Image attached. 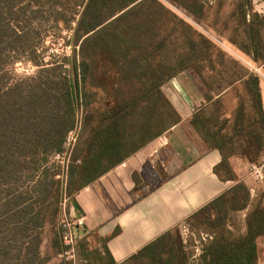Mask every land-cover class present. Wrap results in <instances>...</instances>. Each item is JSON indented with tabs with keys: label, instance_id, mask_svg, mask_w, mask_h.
<instances>
[{
	"label": "trees",
	"instance_id": "obj_1",
	"mask_svg": "<svg viewBox=\"0 0 264 264\" xmlns=\"http://www.w3.org/2000/svg\"><path fill=\"white\" fill-rule=\"evenodd\" d=\"M169 1L198 20L206 18L208 0ZM76 5L75 14V0H0V264H48L59 256L64 196L77 206L79 191L181 122L163 88L186 71L206 88L207 102L240 80L246 95L232 122L220 119L218 100L215 112L208 115L201 107L191 118L207 147L222 155L215 174L235 182L184 221L193 234L209 236L196 262L259 264L264 192L252 199L230 162L234 156L250 164L264 159L259 75L227 59L218 44L161 0H77ZM221 8L219 2L217 19ZM253 11V0H237L228 21L237 22L235 33L240 27L246 35L243 53L264 65V15ZM74 23L72 58L38 65L31 77L15 74L13 63L27 52L40 57L37 40L48 27L71 29ZM230 41L238 44L234 37ZM76 128L77 142L65 166L66 138ZM245 210L246 230L234 234L230 217ZM47 229L50 253L45 254ZM107 240H102L105 255L92 254L103 264H117ZM194 242L195 237L184 240L179 224L122 264H192L188 246ZM87 245L82 236L77 251Z\"/></svg>",
	"mask_w": 264,
	"mask_h": 264
},
{
	"label": "crops",
	"instance_id": "obj_2",
	"mask_svg": "<svg viewBox=\"0 0 264 264\" xmlns=\"http://www.w3.org/2000/svg\"><path fill=\"white\" fill-rule=\"evenodd\" d=\"M253 8L254 13L264 15V0H253ZM228 19L222 22L221 31L226 39L219 42L243 62L235 60L239 66L259 75L264 107V65L243 53L241 45L248 43L246 35L240 27L235 33L237 22ZM247 19L249 22L251 13ZM225 23L230 24V32ZM260 32L264 39V26ZM231 37L238 44L231 42ZM195 83L184 72L166 84L164 92L180 114L181 122L79 191L74 197L77 206L70 201V216L82 222L79 238L86 236L88 241L86 249L76 250V264H86L88 259L93 264H103L92 253L97 250L101 256L105 255L102 241L105 239L115 262L125 263L235 185L234 181H222L215 174L214 167L221 162L222 155L219 150L208 148L191 125L195 109L204 101ZM230 162L236 176L250 188L252 199L263 193L264 182H257L249 172L250 163L241 156L232 157ZM247 212L241 211L236 216L241 214L244 220ZM228 227L234 234L246 230L244 222L239 228L231 224ZM258 254L259 264H264V236L258 239ZM59 262L56 257L48 264Z\"/></svg>",
	"mask_w": 264,
	"mask_h": 264
},
{
	"label": "rangeland",
	"instance_id": "obj_3",
	"mask_svg": "<svg viewBox=\"0 0 264 264\" xmlns=\"http://www.w3.org/2000/svg\"><path fill=\"white\" fill-rule=\"evenodd\" d=\"M166 6H168L170 9H172L174 12H176L180 17L184 18L187 22L192 24L195 28L198 30L202 31L206 36H208L210 39H212L218 46L226 52V57L227 59L231 60H238V58L234 57L230 52H228L224 47L221 45L219 41L222 40V38L226 39L224 35H226L223 31L222 28V22L225 20V18H230V15L234 9L235 3L237 0H208V9H207V14L206 18L204 20H198L191 16L189 13L178 7L177 5L173 4L169 0H161ZM219 2H222V8L220 9V16L223 17V19L220 17L217 19L215 17V10L219 8ZM77 0H75V14L76 10H78L77 7ZM69 6V8L74 7V4L68 3L66 4ZM67 14H70V11H68ZM76 26V23L72 25L71 29H57V28H52L48 27L47 32L44 34L43 40H37L39 43L37 46V54L40 55V57H31L30 56V51L27 52L25 55L22 56V58L19 61H15L13 63V70L15 74H17L18 77H31L36 75V73L39 70L38 65H47L53 61H62L64 58H72L74 56V29ZM225 27V26H224ZM227 32H230L232 28L230 27V24L228 27ZM218 32H221L222 34H218ZM231 35H228L230 37ZM217 38V39H216ZM219 39V40H218ZM66 61V60H65ZM239 62L243 63L242 61L238 60ZM67 62V61H66ZM66 68H71V64L68 63L65 65ZM34 68V72H32V69ZM237 70V69H235ZM186 73L190 76V78L195 79V85L203 96V92L206 90V88L202 85L201 82H199L198 77L195 76L193 71H186ZM198 85V86H197ZM226 87V86H225ZM206 92V91H205ZM211 94V91L209 92ZM215 95V93H214ZM245 91H244V80L238 81L236 84L231 86L228 90H224L221 94H219L214 101L207 102L204 101L202 102L201 106L198 108H204L206 111V114H212L213 112L216 111L217 106L214 104L217 100L219 101L220 104V110H217L219 112V116L221 120H227L228 122H232L235 118V113L236 110L239 106V103L241 100L245 98ZM218 104V106H219ZM196 108V109H198ZM195 109V110H196ZM219 124V122H218ZM75 147V146H74ZM57 160L61 158H56ZM257 167V169H254L253 167ZM263 166V175H264V159H261L259 163L256 164H251L249 167V172L254 175L255 180L257 182H264V179H260L258 177L259 173V168ZM264 192V191H263ZM263 194V193H262ZM262 194H258L255 200L259 199ZM71 200H69L70 203ZM69 206L67 205L66 210H67V217L68 219L75 220L72 216L69 214ZM239 214V212L232 213L230 217L229 224L235 226V227H241L244 224H246L245 219L243 220V217H241V214L237 217L236 214ZM61 219V218H60ZM60 222V220H59ZM59 225V223H58ZM236 230V229H235ZM46 238L43 244V252L45 254L50 253L49 249V233H51L50 229L46 230ZM199 233V234H198ZM206 236L205 234L200 232H196L193 235L190 234V238H194L196 242L195 246L192 245V243L188 246V250L192 251L193 254L201 253L203 244L207 242V236L205 237L206 240L204 241L202 238ZM198 237H201L199 239ZM58 258L60 259V262L64 259H61L59 256ZM55 259V258H54ZM192 264H197L195 260H193ZM59 262V263H60Z\"/></svg>",
	"mask_w": 264,
	"mask_h": 264
},
{
	"label": "built area",
	"instance_id": "obj_4",
	"mask_svg": "<svg viewBox=\"0 0 264 264\" xmlns=\"http://www.w3.org/2000/svg\"><path fill=\"white\" fill-rule=\"evenodd\" d=\"M34 68L32 69V72H34ZM78 131L79 128H76L74 130H72L71 132H69L67 138H66V155L63 159V163L65 164V166H67L69 164L68 158L70 157L74 146L77 142V138H78ZM56 158H61L60 156H57ZM254 169H257V167H253ZM259 173H258V177L260 179H264V175L262 173L263 171V166L261 168H259ZM69 198L67 196H64L63 201L61 203V219L59 222V228L61 230V239H62V245H63V251L59 254V257L61 259L64 260H69L71 261L73 264H76L77 262V242L79 239V231L82 227V222L79 220H71L68 219L67 217V210L66 207L67 205L69 206V210H70V203H69ZM70 214V212H69ZM181 232H182V236L184 238L185 241L188 240V238L190 237V234L193 235V233L190 230L189 225L185 224L184 222L181 223ZM206 235V234H205ZM207 239L209 238L208 235ZM206 236H204L202 239L205 241L206 240ZM201 253H197L194 254L192 257V260L197 261V259L199 258Z\"/></svg>",
	"mask_w": 264,
	"mask_h": 264
}]
</instances>
